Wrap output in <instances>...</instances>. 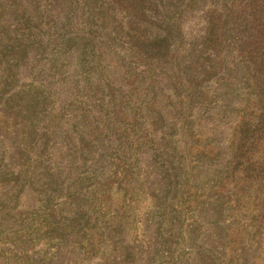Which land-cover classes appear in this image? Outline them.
Masks as SVG:
<instances>
[{"label": "rangeland", "instance_id": "obj_1", "mask_svg": "<svg viewBox=\"0 0 264 264\" xmlns=\"http://www.w3.org/2000/svg\"><path fill=\"white\" fill-rule=\"evenodd\" d=\"M35 2L47 48L27 26ZM124 3L0 0V55L12 60L26 50L6 88L0 70V264H264V107L239 103L254 102L264 84L240 83L239 49L234 66L221 54L223 66L210 56L212 73L199 71L206 98H192L190 88L175 93L166 82L161 92L149 87L117 34L128 18L118 11ZM202 16L177 18L187 45L203 36ZM81 44L107 47L114 88L95 89L108 77L78 66ZM117 55L131 65L117 67ZM131 66L139 77L123 81ZM38 91L35 136L23 106ZM154 94L161 112L149 104Z\"/></svg>", "mask_w": 264, "mask_h": 264}, {"label": "trees", "instance_id": "obj_2", "mask_svg": "<svg viewBox=\"0 0 264 264\" xmlns=\"http://www.w3.org/2000/svg\"><path fill=\"white\" fill-rule=\"evenodd\" d=\"M104 6H106V4H104ZM118 11H123V13L125 11V15H127L128 18H126V22L124 23H117L120 29L117 34L119 33L125 36L129 44L128 52L130 56L135 59L137 64H139L138 66H140V68L142 67L143 71L147 74L143 80H140L147 83L149 87L155 90L158 89V91L161 92V85L166 82L175 93L184 92L190 88L192 98L197 96L199 99L206 98V92L200 90V87H202L201 81L204 79V76L199 77V71L203 69L206 71L205 73L207 75L212 73L213 67L207 65V60L212 62L210 56L214 58V63L215 61L218 62L215 68L223 66V58L220 60L221 63L218 61L221 54L224 55L227 62L234 66L236 57H233L232 54H236V50L239 49L243 52V55L237 52L240 59L239 70L245 75V80H240V83L248 85L249 88V82L253 79L256 83L260 82L264 84V0H125L124 5H122ZM181 14L192 17L198 14L203 15L202 18L204 22L202 21V23L204 26V33L203 36L199 38L200 41L197 40V44L192 43L187 45L180 37L179 27H177V18L181 16ZM43 17H45L44 12L40 10L38 3L35 2L33 16L27 26L29 30L34 33L33 39H38L40 45L44 44L43 48H47L48 43H44L40 35ZM66 20L68 19L65 18V21ZM61 23L63 25L64 19ZM131 34H134L136 38L135 41L132 40ZM71 41L72 40H69L68 43ZM110 41H112V39H109V42ZM81 45L83 56L80 53L77 60L78 66L86 65L88 71L91 70L96 74L104 73V75H106L108 71L104 67L109 66L110 56L107 47L102 44H93L91 48L87 49L85 44ZM206 51L209 53H206ZM86 52L88 55H86ZM25 55L26 50L14 55L12 60H8L4 54L0 55V70L3 71L4 75H2L4 88L15 80L19 68L18 66L22 61V57ZM116 57L118 59H116L117 67L123 66L124 68H128L131 65L123 61L126 58L125 56L117 55ZM248 59L254 63V72L252 74H250L249 67L251 62H249ZM131 69L134 70V73L132 70H127L125 76L128 74V71L130 72V76L124 77L123 81H133L139 77L138 73L135 72L138 69L133 66H131ZM227 69L225 70L226 72ZM229 75L230 82H233V80H231L233 75L230 71ZM107 77L108 80L105 79L106 81L102 80V82H97L95 84L96 90H100L101 87L107 89L114 88L113 83L117 82L116 78H112L111 80L109 76ZM231 84H234V82ZM230 86L231 85H228V87ZM149 87L147 86V88ZM248 87L246 92H248ZM241 89H243V87ZM155 90H153L151 94L154 93ZM227 91H229L228 94L234 97V89H228ZM39 94L40 92L38 91L37 96L29 98L23 106L28 117L30 116L31 121L35 124L32 126V130L28 128L31 134L35 136H37L35 127L39 125L37 117L40 113L41 101L44 100ZM14 96L17 98L22 96L20 88L14 92ZM211 96L216 95L214 93ZM240 96L241 95L237 96V98L239 99ZM247 96L250 97V95ZM253 101L254 102H252V99L247 101H240L239 99L240 105H242V102L250 107L255 104L264 107V91L260 92ZM150 102L149 104L156 105V112H161L155 94L150 99ZM161 102L163 103V100H161ZM164 102L168 103V100L165 98ZM179 103L182 104V102ZM189 104L191 109L193 103ZM178 110L184 111L185 104L179 106L177 111ZM262 110L263 113L260 115V126L264 130V108H262ZM247 130L248 129H246L244 133H247ZM125 136L121 135L118 137V140L119 146L127 148L124 140ZM109 138H111L110 135H105L101 139L108 144L107 140L109 141ZM243 146H246L245 136ZM23 151L26 152L25 150ZM239 153H244V151H240ZM60 155L61 152L56 154L55 162H61L63 156ZM245 160L247 163L249 162V158L245 157ZM246 167L248 174L251 176L256 174V172H254L256 167L253 166V164H247ZM227 170V168L224 169L225 176ZM166 176H168V179H172L173 177L169 173H167ZM247 181L248 183L246 185H251L252 188L253 180L249 179ZM105 182H107V180H104V183ZM243 189H245V186H243ZM260 190L262 191L264 199V182L263 190L262 188ZM88 199L90 200L91 198L89 197ZM81 212L82 211H80V213ZM81 214H83V212ZM228 244H230V242ZM239 250L240 247L238 249L236 247L231 249L232 253L235 251L239 253ZM236 255L237 254H235V256ZM130 257L131 254L127 256V259ZM231 260H233V258Z\"/></svg>", "mask_w": 264, "mask_h": 264}]
</instances>
